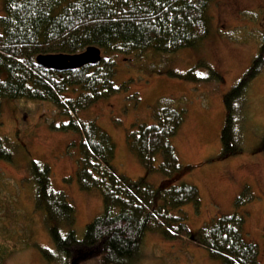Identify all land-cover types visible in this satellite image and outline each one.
<instances>
[{"label": "trees", "instance_id": "obj_1", "mask_svg": "<svg viewBox=\"0 0 264 264\" xmlns=\"http://www.w3.org/2000/svg\"><path fill=\"white\" fill-rule=\"evenodd\" d=\"M213 0H4L0 14V113L5 100L49 102L62 116L70 117L59 128L81 136L76 178L81 190L97 192L103 213L94 218L79 239L75 226L77 212L65 191L53 188L50 165L32 161L28 166L34 182V207L44 216L55 249L42 255L52 264H71L75 251L99 252L81 264H131L149 232L168 240H191L210 250L223 264H261L260 246L248 241L247 214L234 211L202 226L194 234L186 222V205L200 211L202 195L196 185L185 181L168 186L153 185L150 175L160 174L165 182L186 175L191 165L180 160L174 139L184 125L186 110L176 99L164 97L155 104L153 125L133 124L127 144L147 174L133 181L120 176L112 166L117 150L113 138L93 119L80 112L101 99L118 93L114 78L119 56L136 52L172 55L192 48L210 34L209 11ZM98 46L102 61L77 70L58 72L36 62L44 54H76ZM260 55L245 76L228 93L229 115L223 128L224 152L230 154L236 118L231 102L244 93L248 82L262 69ZM190 70L174 73L181 80L200 81ZM173 73V72H171ZM214 79L221 78L214 72ZM79 89V90H78ZM78 91L76 97L67 92ZM5 140L0 138V161L12 159ZM245 187L236 198L242 207L253 194ZM187 216V217H186ZM66 229V231H65ZM0 248V264L6 255Z\"/></svg>", "mask_w": 264, "mask_h": 264}, {"label": "rangeland", "instance_id": "obj_2", "mask_svg": "<svg viewBox=\"0 0 264 264\" xmlns=\"http://www.w3.org/2000/svg\"><path fill=\"white\" fill-rule=\"evenodd\" d=\"M3 4L0 0V14ZM208 11L210 35L203 42L169 56L152 51L119 56L114 78L118 93L74 118L95 120L113 138L115 172L136 182L150 174H141L144 167L127 144V132L135 123L153 125L152 110L160 99H176L185 107L186 122L174 143L182 164L192 168L164 186L183 179L201 191L200 211L193 204L184 207L189 217L186 223L194 234L223 214L245 211L246 236L260 246L264 264V0H213ZM260 55L262 69L231 102L237 120L229 154L222 140L230 110L226 96ZM193 69L200 81L172 75ZM214 72L221 78L214 79ZM77 95L78 91L69 90L66 97ZM1 108L0 138L12 153L11 160L0 161V248L6 255L1 264H52L42 255L44 248L53 250L55 245L43 214L34 207L29 164L35 160L50 165L53 188L65 191L75 206L79 239L85 227L103 213V200L78 184L81 136L59 128L70 117L62 116L49 102L26 99L5 100ZM245 187L253 199L248 196L240 208L235 200ZM144 240L131 264H223L194 238L168 240L149 232Z\"/></svg>", "mask_w": 264, "mask_h": 264}, {"label": "water", "instance_id": "obj_3", "mask_svg": "<svg viewBox=\"0 0 264 264\" xmlns=\"http://www.w3.org/2000/svg\"><path fill=\"white\" fill-rule=\"evenodd\" d=\"M103 50L100 47L90 46L86 51L76 54H44L39 55L36 62L42 68H46L58 72H66L70 70H77L78 68L86 67L87 65H98L102 59ZM194 238V237H192ZM100 248V247H99ZM96 250L85 252V254L75 251V257L71 264H80L87 259L94 257L98 252Z\"/></svg>", "mask_w": 264, "mask_h": 264}, {"label": "crops", "instance_id": "obj_4", "mask_svg": "<svg viewBox=\"0 0 264 264\" xmlns=\"http://www.w3.org/2000/svg\"><path fill=\"white\" fill-rule=\"evenodd\" d=\"M138 165H139V163H138ZM141 168H142V165H141ZM145 172H146L145 169L142 168L141 174H144ZM150 181L153 182V185H155V186L162 185V184L165 183L162 175H160L158 173L150 175ZM181 181L183 182L184 180L182 179V180H180L178 182H181ZM200 194H201V191H200Z\"/></svg>", "mask_w": 264, "mask_h": 264}]
</instances>
